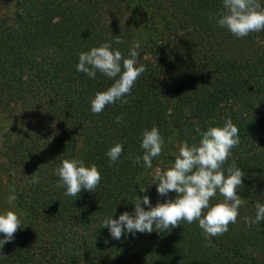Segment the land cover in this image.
<instances>
[{"label": "trees", "instance_id": "1", "mask_svg": "<svg viewBox=\"0 0 264 264\" xmlns=\"http://www.w3.org/2000/svg\"><path fill=\"white\" fill-rule=\"evenodd\" d=\"M221 11L222 0H0V214L21 221L0 264H264V221L244 223L264 204V30L236 38L218 26ZM116 36L124 43L112 48L125 58L139 42L136 66L146 71L127 103L94 114L90 101L116 78L77 71L79 53ZM228 119L239 144L223 168L235 161L245 174L236 223L210 237L211 246L198 221L112 239L102 221L134 214L137 196L153 207L175 199L157 193L155 170L172 166L182 142L198 145L202 132ZM153 126L165 144L149 169L133 160ZM116 143L123 151L111 162ZM65 159L97 167L95 192L64 194L56 169ZM222 201L217 192L210 205Z\"/></svg>", "mask_w": 264, "mask_h": 264}, {"label": "clouds", "instance_id": "2", "mask_svg": "<svg viewBox=\"0 0 264 264\" xmlns=\"http://www.w3.org/2000/svg\"><path fill=\"white\" fill-rule=\"evenodd\" d=\"M222 9L217 24L226 28L234 37L241 38L264 30V8L259 0H222ZM112 43L120 45L124 40L116 36L111 43H103L81 52L76 64V70L89 78H95L97 72L108 79L116 78L107 90L97 92L90 101L94 114L101 113L106 105L117 101L127 103L123 98L130 95L135 82L146 71L143 64L136 66L140 48L138 41L133 42L129 48L128 58L118 49H113ZM122 120V116L116 118L117 123ZM238 133L237 126L228 119L223 127H210L202 132L198 145L182 142L172 166L167 170L156 169L153 177L157 181L154 183L157 193L167 196L169 192H173L176 194L175 199L157 203L153 207L147 195L137 196L133 203L134 214L124 212L117 219L106 217L102 221V228L109 230L112 239L120 240L128 233L134 236L137 232L170 231L180 225L181 221L188 224L198 221L205 236V246H211L209 238L227 232L229 224L236 223L239 209L244 204V200L237 194V189L242 187L244 172L237 167L235 161L227 169L223 168L231 155V149L239 144ZM164 144V138L157 127L144 130L140 145L144 154L136 157L133 163L139 164L142 160L143 166L151 169L152 159L162 154ZM122 151L123 145L116 143L106 155L111 162H116ZM56 175L59 178L57 186L65 189L66 196L75 198L82 190L95 192L101 180L100 172L94 164L86 167L83 161L76 159L62 160L56 169ZM38 182L39 177L33 175L32 183ZM140 191L145 192L146 187L140 188ZM217 192L223 197V201L210 205L211 198ZM16 199L13 194L8 197V203L11 204ZM141 204L148 206V210L141 207ZM255 208L254 218L244 217L248 228L264 221V204L257 203ZM20 225L21 221L15 212L9 210L0 214V234L4 237L0 239V249L14 239Z\"/></svg>", "mask_w": 264, "mask_h": 264}, {"label": "rangeland", "instance_id": "3", "mask_svg": "<svg viewBox=\"0 0 264 264\" xmlns=\"http://www.w3.org/2000/svg\"><path fill=\"white\" fill-rule=\"evenodd\" d=\"M138 35V34H137ZM136 35V36H137ZM138 37L141 39L142 37H143V35H142V33H140L139 35H138ZM176 145V142H173L172 143V146L174 147ZM170 148H171V145H168ZM1 160V159H0ZM158 169V168H157ZM156 171V170H155Z\"/></svg>", "mask_w": 264, "mask_h": 264}]
</instances>
